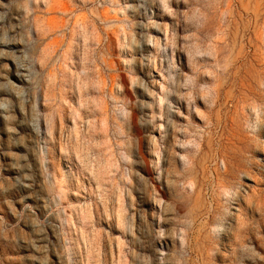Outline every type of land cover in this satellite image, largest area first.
I'll use <instances>...</instances> for the list:
<instances>
[{
  "label": "rangeland",
  "instance_id": "374dc122",
  "mask_svg": "<svg viewBox=\"0 0 264 264\" xmlns=\"http://www.w3.org/2000/svg\"><path fill=\"white\" fill-rule=\"evenodd\" d=\"M0 264H264V0H0Z\"/></svg>",
  "mask_w": 264,
  "mask_h": 264
}]
</instances>
